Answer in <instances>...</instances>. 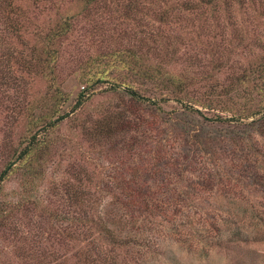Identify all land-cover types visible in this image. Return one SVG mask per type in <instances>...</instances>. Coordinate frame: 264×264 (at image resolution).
I'll list each match as a JSON object with an SVG mask.
<instances>
[{"label": "trees", "instance_id": "16d2710c", "mask_svg": "<svg viewBox=\"0 0 264 264\" xmlns=\"http://www.w3.org/2000/svg\"><path fill=\"white\" fill-rule=\"evenodd\" d=\"M64 1L0 0V49H29L30 54L17 51L15 58L22 59L24 54V65L47 77L51 89L48 92L55 99L45 113L28 121L29 136L24 137L23 143L13 151L12 159L0 173V180L18 164L32 167L46 161L51 153L52 128L58 120L72 115L96 93L101 83L108 82L103 92L114 93L118 98L108 102L100 115L89 120L85 118L82 126L96 145L92 152L93 163L107 168L102 174L104 180L101 185L111 195V208L95 217L86 218L87 213H83L84 217L73 214L70 221L77 227L87 221L93 223L98 226L101 236L116 246L154 242L152 236L146 233L154 225L156 231L168 227L175 232H180V226H183L184 230L192 229L191 234L203 229L207 235L198 237L200 233H197L196 237L207 246L221 245L225 241L260 239L252 238L253 235L238 227L223 229L211 207L221 198L218 195L223 190L233 186L234 182H240L236 173H241L240 163L224 151V142L234 141L237 135L245 144L253 142L249 134L264 137V51L238 72H232V82L224 84L215 75L224 64L213 59L212 68L207 72L201 68L204 65L198 52L199 49H213L211 54L214 55L219 49H235L243 45L242 40L246 38L244 26H247L252 12V17L264 15V0H150L149 3L157 5L151 11L156 25L144 23L140 15L136 17L141 0H70L73 7L65 8L61 6ZM46 2L54 3V7ZM26 5L40 6V11L48 14L52 8L56 17L52 18L47 28L35 25ZM97 15L99 20L103 15L106 19L120 22L136 20V27L153 26L155 30L139 29L138 34H130V28L125 26L116 30L115 34H109L115 36L113 42L122 43L120 39L125 37L124 45L87 57L84 67L77 73L81 87L76 100L70 108L63 109L68 97L65 89L55 80L61 38L72 31L75 19L93 20ZM95 21L93 27L98 30L104 22ZM172 23L180 25L173 27ZM30 25L39 29H30ZM185 28L189 30L186 35L181 32ZM31 32L38 35L33 43L28 41ZM14 77L12 73L6 75V78ZM225 97L230 99L228 103H225ZM169 100L176 101L179 106L172 107L168 112L170 119L165 121L170 126L165 128L159 125L162 121L159 118L167 112L161 107V102ZM146 101L152 104L154 110L150 118L146 115L149 111L143 110ZM222 103H225V109L231 111L230 115L207 114ZM53 113L57 116L53 117ZM185 113H197L206 120L193 126L190 117L184 118ZM249 116L253 118L242 119ZM232 119H242L241 124L236 125L239 131L230 124L225 130L221 129L222 136H216L220 146L202 131L208 120L231 123ZM176 123L185 128L184 131L180 129L185 133L180 149L175 144L179 141ZM69 170L74 178H68L65 173L56 176L53 188L59 187L60 197L68 205L80 206L85 191L82 190V178L87 170ZM145 175L150 177L145 179ZM204 178L209 183H203ZM213 182L216 189L222 191L206 198L201 194V188H210ZM202 184L207 185L201 187ZM166 192L168 196H165ZM18 202L22 205L26 201ZM64 211L62 208V214ZM180 215L184 216V220L179 218ZM8 216L3 202H0V222L8 220ZM66 217L63 215L61 219ZM59 229L65 232L66 225ZM256 234L264 236V229L256 231ZM85 259L89 257L85 255ZM115 260L113 264H117Z\"/></svg>", "mask_w": 264, "mask_h": 264}, {"label": "rangeland", "instance_id": "374dc122", "mask_svg": "<svg viewBox=\"0 0 264 264\" xmlns=\"http://www.w3.org/2000/svg\"><path fill=\"white\" fill-rule=\"evenodd\" d=\"M149 1L141 0L140 11L136 17L140 15L144 23L149 22L150 25H156L153 23L155 19L151 11L156 9L157 5ZM46 4L54 7V3L46 2ZM26 6L35 25L47 28L52 18L56 17L52 8L48 14L46 11L41 12L40 6ZM61 6L73 7L70 0L64 1ZM252 14L253 12L249 17L250 22L248 21L247 26H244L246 27V38L242 40L243 45L235 49H219L214 55L211 54L213 49H199L198 53L204 65L201 67L203 70L206 69L208 72L212 68L213 59L224 64L221 71L215 74L222 84L232 82L230 76L232 72H238L248 61L253 62L251 59L254 56L264 51V47H260L264 45V15L252 17ZM98 18H100L99 15L93 20L75 19L72 31L61 38L55 80L65 89L68 97L63 109L70 108L76 100L78 89L81 87L77 73L81 67H84L87 57L97 52L104 54L110 50V47L124 45L125 37L120 39L122 43L113 42L112 39L115 36L109 34L112 32L115 34L116 30L124 29L125 26L130 28L128 29L130 34L139 33L140 28L136 27V20L120 22L111 18L106 19L104 15L102 19ZM95 20L104 22L98 30L93 27ZM35 25H30L29 28L39 29ZM171 25L176 27L180 24L172 23ZM132 26L136 29L132 30L134 29ZM147 28L155 30L153 26H146L140 30ZM178 29L181 28L178 27ZM181 32L186 35L189 30L185 28ZM37 37V34L31 32L28 37L29 43L35 42ZM11 50L12 53H10ZM20 50L27 54L31 53L29 49H0V173L10 158L12 159L13 151L23 143V138L29 136L28 121L45 113L49 104L55 100L48 92L51 89L48 86L47 77L42 76L40 71H33L27 64L24 65V54L22 59L15 58L16 52ZM9 73L14 74L15 77L6 78ZM107 84L108 82L101 83L96 93L82 107L72 115L58 120L57 125L52 128L51 153L46 161L38 162L32 167L18 164L17 167L8 171L2 181L0 180V202H3V207L9 215L8 220L0 222V264H87L89 262L113 264L114 259L117 260H115L117 264H264V236L256 234V231L264 229V154L262 153L264 152V137H259L258 134H249L253 140L252 143L247 141L245 144L244 141L239 140V135L234 141L224 142V151L236 157L240 163L242 174L236 172L240 177V182H234L233 186L223 191L216 189L215 182H213L210 188H201V194L208 198L222 191L218 195L221 198H216L217 201L211 207L219 225L223 229L241 228L243 232L253 235L252 238L261 237L260 239L225 241L221 245L207 246L196 237L197 233H200L198 237L207 235V231L203 229L201 232L196 231L191 234L192 229L185 228L184 230L183 226H180V232H175L168 227H161V231H156L154 225L152 230H146V233L155 240L154 242L146 241L142 245L138 243L116 246L102 237L98 226L96 227L93 223L87 221L77 227L70 221L73 214L84 217L83 213H87L86 218L95 217L96 214L111 208V195L107 194L108 191L102 189L101 185L104 180L102 174L107 168L93 163L92 152L95 151L96 145L86 132L85 126H82L85 118L89 120L100 115L102 108L108 102L118 98L114 93L103 92ZM227 98H224L225 103L230 101ZM239 101L243 102L241 99ZM225 103L217 104L207 114L230 115L231 111L225 109ZM197 105L202 108L201 105ZM175 106L179 105L174 100L161 102V107L167 112L159 118L162 120L159 125L165 128L170 126L165 119H170L168 112ZM143 110L149 111L146 115L149 118L152 117L154 112L152 104L146 101ZM53 114V117L57 116ZM186 117L191 118L193 126H198L206 120L197 113L186 114L184 118ZM251 118L253 116L242 119ZM242 119H238L239 121L232 119L231 123L208 120L207 126L202 127V131L211 141L220 146L221 142L216 136H222L221 129L225 130L230 124L239 131L236 125H240ZM175 127L178 134L176 137L179 138L175 144L180 149L184 144L182 140L185 136L180 129L184 131L185 128L179 123H176ZM107 164L110 162L107 161ZM65 169L66 172H64ZM69 169H75V172L78 169L87 170L85 174L83 170H80L84 175L82 190H85L82 195L83 204L80 206L68 205L60 197L59 187L53 188L56 176L65 173L64 175L68 178H74V174ZM233 172L235 173L234 169ZM90 175L92 179H88ZM145 176V179L150 177ZM195 176L191 175L192 178ZM203 183H209V181H205L204 178ZM205 185L207 184H202L201 187ZM165 196H168V192ZM21 200L26 202L20 205L18 201ZM62 208L65 209L64 214L61 212ZM58 213L60 214L57 215ZM63 215L67 217L61 219ZM179 218L184 220L183 215ZM164 223L168 225V222ZM65 225V232H61L59 228ZM85 255L89 259H85Z\"/></svg>", "mask_w": 264, "mask_h": 264}]
</instances>
